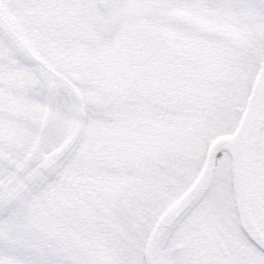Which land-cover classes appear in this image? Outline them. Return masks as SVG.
I'll list each match as a JSON object with an SVG mask.
<instances>
[{
    "label": "snow or ice",
    "instance_id": "snow-or-ice-1",
    "mask_svg": "<svg viewBox=\"0 0 264 264\" xmlns=\"http://www.w3.org/2000/svg\"><path fill=\"white\" fill-rule=\"evenodd\" d=\"M0 264H264V0H0Z\"/></svg>",
    "mask_w": 264,
    "mask_h": 264
}]
</instances>
